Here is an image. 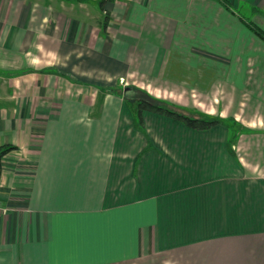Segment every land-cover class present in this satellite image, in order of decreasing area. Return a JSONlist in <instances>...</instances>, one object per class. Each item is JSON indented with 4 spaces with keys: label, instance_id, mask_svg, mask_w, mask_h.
I'll use <instances>...</instances> for the list:
<instances>
[{
    "label": "crops",
    "instance_id": "0c3cea01",
    "mask_svg": "<svg viewBox=\"0 0 264 264\" xmlns=\"http://www.w3.org/2000/svg\"><path fill=\"white\" fill-rule=\"evenodd\" d=\"M89 1L0 0V264H264V0Z\"/></svg>",
    "mask_w": 264,
    "mask_h": 264
},
{
    "label": "trees",
    "instance_id": "16d2710c",
    "mask_svg": "<svg viewBox=\"0 0 264 264\" xmlns=\"http://www.w3.org/2000/svg\"><path fill=\"white\" fill-rule=\"evenodd\" d=\"M218 3H220L222 6H224L227 10L230 11H234L233 6L231 4V2L229 0H216ZM106 0H103L101 2V7H104ZM106 10V8H105ZM110 17L109 13L106 15L105 18V24L103 27L104 33L106 34L107 32V24H108V18ZM248 27L255 32L263 41H264V32L262 30H260V28H258L256 25H254L253 23H248L247 22ZM119 88H111L109 91H107L108 93L111 94H115V95H119L121 96V92L118 91ZM128 95H132L133 97H128ZM137 97H136V96ZM123 96L124 98L129 101L130 103L136 105V111H135V118H136V124L138 127L140 128H144V116L146 112H153V113H157L160 115H164L167 117H171L173 119L179 120L180 122H182L184 125H186L187 127L193 129V130H198V131H207V130H211L212 128H214L215 126H218L222 123H226L229 127V129L231 130L232 134H236V122L234 120H228L229 124L227 121H221L217 118H195L193 116H188L186 114L181 113L180 111H177L176 109L174 110V108H169L166 103L161 102L155 98H153L152 96H150L148 93L146 92H141L138 89H136L135 87H128L127 90L124 89L123 92ZM236 141V140H235ZM18 148L12 144H4V145H0V183L2 181V176H3V162H4V158L16 151Z\"/></svg>",
    "mask_w": 264,
    "mask_h": 264
},
{
    "label": "rangeland",
    "instance_id": "374dc122",
    "mask_svg": "<svg viewBox=\"0 0 264 264\" xmlns=\"http://www.w3.org/2000/svg\"><path fill=\"white\" fill-rule=\"evenodd\" d=\"M88 8L93 12V10H95L96 12L100 13V9H99V0H90L87 4ZM121 93V95L123 96V92H124V87L121 85V87H118ZM136 96V95H135ZM128 97H133L132 95H128ZM137 97V96H136Z\"/></svg>",
    "mask_w": 264,
    "mask_h": 264
}]
</instances>
